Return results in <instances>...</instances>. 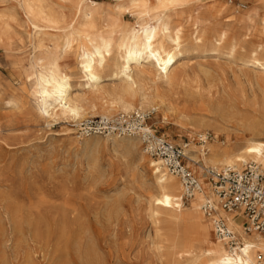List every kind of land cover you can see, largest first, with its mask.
I'll return each mask as SVG.
<instances>
[{
	"label": "rangeland",
	"instance_id": "rangeland-1",
	"mask_svg": "<svg viewBox=\"0 0 264 264\" xmlns=\"http://www.w3.org/2000/svg\"><path fill=\"white\" fill-rule=\"evenodd\" d=\"M94 1L111 17L136 25L137 12L123 8L117 14L122 0ZM201 1L208 5L213 0ZM223 1L227 9L216 21L227 22L235 10L255 5L251 0ZM2 12H12L14 19L9 42L0 45V264H173L176 256L168 251L173 237L189 232L193 223L166 217L156 223L150 215L151 176L144 156L150 157L140 152L142 145L127 149L106 134L85 136L86 142L78 138L80 122L99 116L77 123L58 118L47 125L34 107L25 77L34 31L16 0H0ZM185 17L182 13L181 22L189 33ZM245 26L237 28L241 38ZM259 27L256 18L245 38L264 43ZM72 55H65L61 65L77 87L81 79ZM199 55H191L196 61L189 66L175 69L179 82L164 86V112L149 110L147 123L178 146L203 144L189 133L199 121L219 128V143L235 144L254 129L262 130L264 75L242 66L243 55L234 60ZM206 132L211 139V129ZM259 137L263 139L264 131ZM184 163L188 167L187 159Z\"/></svg>",
	"mask_w": 264,
	"mask_h": 264
},
{
	"label": "bare ground",
	"instance_id": "bare-ground-1",
	"mask_svg": "<svg viewBox=\"0 0 264 264\" xmlns=\"http://www.w3.org/2000/svg\"><path fill=\"white\" fill-rule=\"evenodd\" d=\"M251 1L254 6L235 10L224 23L215 20L217 14L227 9L223 0H213L208 5L201 0H122L116 7L118 15L123 8L137 12L136 25H128L111 17L94 0H16L34 31L25 77L31 85L29 96L38 115L49 125L58 118L77 123L86 116L111 118L135 111L164 112V86L177 83L179 75L175 69L195 62L191 55L210 53L212 58L222 55L232 60L243 55L239 57L242 66L264 75V43L245 38L256 18L264 37V0ZM182 13H186L190 23L189 33L181 22ZM13 19L12 12L0 13V45L9 42ZM242 23L246 28L241 38L238 29ZM70 53L75 55L80 74L77 87L61 65L63 57ZM201 63L197 65L202 67L204 62ZM9 99V103H15L14 98ZM163 119H167L165 114ZM204 122L199 121L194 130H189L191 139L203 144L196 147L191 141L181 146L187 165L200 184L187 204L179 179L159 159L144 156L151 176L150 215L156 223L161 217L174 223H193L189 232L179 229L181 232L173 237L168 250L171 248L176 256L173 264H181V260L187 264H264V235L252 229L247 232L240 212L221 207L207 173L209 169L219 171L225 167L239 170L249 163L264 173V137H259L264 128L254 129L238 143L227 144L218 142L219 128ZM208 128L213 132L211 139ZM77 137L89 141V137ZM105 137L126 148L141 145L137 136ZM141 148L140 152L147 155ZM204 207L210 208L208 214ZM219 221L224 224L221 233Z\"/></svg>",
	"mask_w": 264,
	"mask_h": 264
},
{
	"label": "built area",
	"instance_id": "built-area-1",
	"mask_svg": "<svg viewBox=\"0 0 264 264\" xmlns=\"http://www.w3.org/2000/svg\"><path fill=\"white\" fill-rule=\"evenodd\" d=\"M151 112L135 111L121 113L111 118H85L80 122L79 134H117L119 136H137L144 151L152 158L159 159L166 170L176 176L183 187V198H190L200 189L197 178L185 165L187 159L183 147L175 145L160 135L147 123ZM219 198L221 207L226 211H238L245 219V230L251 229L264 234V173L249 163L242 169L225 167L219 171L208 170ZM210 212L209 207H204ZM219 233L224 224L217 223Z\"/></svg>",
	"mask_w": 264,
	"mask_h": 264
}]
</instances>
